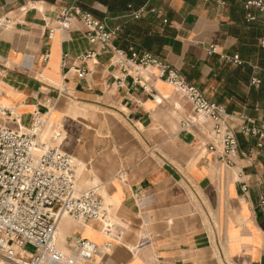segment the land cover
I'll use <instances>...</instances> for the list:
<instances>
[{"label":"crops","instance_id":"1","mask_svg":"<svg viewBox=\"0 0 264 264\" xmlns=\"http://www.w3.org/2000/svg\"><path fill=\"white\" fill-rule=\"evenodd\" d=\"M70 5L116 29L105 49L88 41L79 19L56 28ZM131 9L0 0L9 20L0 26V126L23 131L39 114L38 143L70 155L78 189L97 187L107 207L101 220L62 218L56 249L71 255L74 241L94 242L92 261L81 264H264V145L240 132L264 123L257 10L243 0H137ZM248 12L256 18L247 21ZM111 46L160 57L222 106L238 144L232 164L208 149L210 120L155 68L124 72ZM89 51L95 56L83 59Z\"/></svg>","mask_w":264,"mask_h":264},{"label":"built area","instance_id":"2","mask_svg":"<svg viewBox=\"0 0 264 264\" xmlns=\"http://www.w3.org/2000/svg\"><path fill=\"white\" fill-rule=\"evenodd\" d=\"M246 10L255 8L263 23V32L258 46L264 50V0H243ZM130 10L131 7L128 6ZM143 8L131 11L134 19H139ZM247 21L256 15L248 12ZM79 19L85 26V37L89 42H101L105 49L116 29H109L100 19L78 5L61 8L56 28L67 30L72 20ZM9 22L0 17V26ZM114 63L127 72L128 68L139 71L155 68L158 77L174 86L192 105L195 114L210 120L211 139L208 149L219 155L226 166L232 164L237 153L235 131L229 126L223 107L206 99L195 85L187 81L165 60L147 51L129 48L128 51L110 47ZM214 47L211 46V51ZM89 51L83 59L95 56ZM239 64L238 55L229 59ZM65 57L62 65H65ZM139 82V80L135 79ZM253 83H258L253 80ZM45 121L35 114L30 128L12 131L0 126V259L16 264H81L92 261L97 246L89 240H76L71 246L72 254L64 255L53 244L56 227L64 216L74 220H101L106 217L107 207L98 188L93 186L79 190L76 183V164L74 159L45 144H38V134ZM193 122L186 120L184 125ZM242 133H249L259 139L258 146L264 145V123L243 126ZM264 213V201L260 202ZM36 247L34 253L27 252L24 245ZM111 242L105 247L110 248Z\"/></svg>","mask_w":264,"mask_h":264},{"label":"trees","instance_id":"3","mask_svg":"<svg viewBox=\"0 0 264 264\" xmlns=\"http://www.w3.org/2000/svg\"><path fill=\"white\" fill-rule=\"evenodd\" d=\"M106 5L110 11L126 10L137 5V0H98Z\"/></svg>","mask_w":264,"mask_h":264},{"label":"rangeland","instance_id":"4","mask_svg":"<svg viewBox=\"0 0 264 264\" xmlns=\"http://www.w3.org/2000/svg\"><path fill=\"white\" fill-rule=\"evenodd\" d=\"M77 175H78V173H77ZM56 245H58L57 242H56ZM24 249H25L27 252H30V253H34V252L36 251V247L33 246V245L30 244V243H26V244L24 245ZM0 264H9V263H8V262H3V261L0 260Z\"/></svg>","mask_w":264,"mask_h":264},{"label":"bare ground","instance_id":"5","mask_svg":"<svg viewBox=\"0 0 264 264\" xmlns=\"http://www.w3.org/2000/svg\"><path fill=\"white\" fill-rule=\"evenodd\" d=\"M38 141H39V138H38ZM40 142V141H39ZM38 144H40V145H42L41 143H38ZM63 218H70L69 216H64ZM62 219V218H61ZM72 219V218H71ZM60 222V221H59ZM58 226V225H57ZM56 230H57V227H56ZM56 230H55V232H54V237H53V244L54 245H56V242L58 243V240L59 239H57V237L59 236H57L56 235ZM1 261H3V262H8L9 264H16V263H13V262H10V261H8V260H6V259H0Z\"/></svg>","mask_w":264,"mask_h":264}]
</instances>
